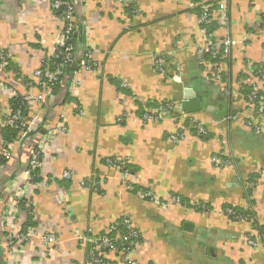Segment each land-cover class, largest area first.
<instances>
[{
    "label": "crops",
    "instance_id": "1",
    "mask_svg": "<svg viewBox=\"0 0 264 264\" xmlns=\"http://www.w3.org/2000/svg\"><path fill=\"white\" fill-rule=\"evenodd\" d=\"M76 1L73 56L79 59L89 47L97 69L64 75L39 123L45 132L64 127L46 146L42 175L68 171L74 180L26 189L34 203L36 235L51 233L58 244L49 248L32 239L11 259L0 245V264H90L77 237L100 235L121 219H128L139 235L132 255L137 264H264V244L258 241L252 248L246 240L254 223L264 227V122L249 110L239 86L244 66L264 68V0H227L228 26L206 30L246 38L220 61L229 95L197 61L205 36L197 10L191 9L195 0H130V6ZM60 27L50 0H0V51L9 62L6 72L0 70V127L12 97L26 92L22 83L33 80L41 61L53 55ZM155 58H163L165 73L154 68ZM185 89L207 96L204 110L188 115L202 120L208 135L189 134L175 145L169 136L177 131L176 121L143 123L142 115L165 102L179 103ZM37 112L29 107V116ZM37 136L16 147L0 168V216L8 193L24 183ZM110 158L130 164L136 187H124L107 169ZM94 175L107 177L100 194L79 185ZM138 188L150 189L159 202L141 198ZM170 194L206 204L210 211L173 206L167 201ZM228 206L249 211L253 218L232 221L221 213ZM1 228L0 220V243ZM106 260L126 264L116 256Z\"/></svg>",
    "mask_w": 264,
    "mask_h": 264
},
{
    "label": "built area",
    "instance_id": "2",
    "mask_svg": "<svg viewBox=\"0 0 264 264\" xmlns=\"http://www.w3.org/2000/svg\"><path fill=\"white\" fill-rule=\"evenodd\" d=\"M110 1L123 6H130L131 4L130 0ZM77 5L76 0H50L52 12H58L61 19L60 34L55 41L53 55L51 56V58L58 59L59 63L53 68H50L46 64L47 59L42 60L40 67L33 73L35 86H30L25 82L22 83V87L26 89V92L21 95L20 102L22 103L9 108V112L0 127V130L3 127L18 130L16 139L6 145H4L3 139L0 136V144L2 147L0 157L5 161L13 157L14 149L28 139L27 136L29 133L41 130L39 123L42 120V108L53 99V88L58 86L63 78V69L65 66L70 65L71 67V65L77 62L78 70L82 69L87 72H93L97 69V66L91 62L92 54L89 47L85 49L84 54L79 59H75L73 56L76 45L72 44V38L77 35L79 29L76 14ZM191 9L197 10V21L205 36L204 43L197 47V61L204 67L205 74L211 79L213 84L222 88V91L229 95L230 87L228 85L227 75L223 73L220 67V61L227 59L232 50L241 46L246 38L239 41L229 35L218 37L214 35V32H212L213 34H207V28L213 24L215 26L217 25L218 28H226L228 26L230 19L227 0H195L191 5ZM133 12L137 13L136 10H133ZM164 64L163 58H155L153 61L154 68L161 74L166 72ZM7 66L6 54L0 51V70L6 72L4 69ZM240 74L242 78L239 84V86L241 85L240 91H246L247 93L248 108L258 120L264 122V68L247 64L243 67ZM121 87L126 88L124 84H121ZM31 105H34L38 109L35 116H29V107ZM25 109L28 110L27 117L24 116ZM166 119L177 122V131L171 133L169 136L170 142L175 145L184 141L189 134H192L196 138H204L208 135L204 122L193 115L182 113L179 103H164L153 113L150 112L142 115L143 123H154ZM254 129L258 130L259 128L255 126ZM57 130H60L62 133L64 127L60 126L56 128L55 126L54 129L46 131L44 135L36 134L39 136H37L36 145L24 169V183L17 189L9 192L4 202L0 216L3 226L1 228L3 242L0 245L7 249V254L10 259L16 248L30 242L32 239L37 238L41 244L49 248L58 244L53 234L44 233L38 237L33 226L24 227L27 216L33 215L34 204L29 199V196L26 195V189L35 186L48 189L50 186L58 185L56 181L71 182L74 180L73 175L68 171L57 176H44L41 173V166L46 155V146L52 140ZM117 161L106 159L107 169L117 176V179L124 187L129 189L133 188V175L128 169L123 167L124 164H117ZM212 162L215 165L218 164V160L215 157L212 158ZM260 178L264 179V174ZM106 179V176L94 175L87 181H80L79 185L90 189L94 193L100 194L106 183ZM146 190L145 192H140L139 195L141 198L159 202V198H156L150 189ZM64 198L63 196L62 203L65 205ZM167 201L173 206L180 205L178 196L170 195ZM190 208L196 212L199 210V213H207L210 211V208L206 207V204L198 202H191ZM65 209H67V214L69 213L70 215V210L67 205H65ZM221 213L235 221H244L243 216L236 214L232 208L222 209ZM22 214L25 220L21 218ZM121 225L127 229L125 234L118 232V223H111L100 235L90 237L80 235L77 237L78 243L85 250L90 264H105L108 256L119 257L126 264H137L132 258V255L137 252L140 242L133 240L137 239L139 235L128 219H124ZM254 225L246 239L248 246L252 248L258 245V241L264 244V235H259V231L254 230ZM111 233H116L113 239L109 237ZM10 264H14L13 260L10 261Z\"/></svg>",
    "mask_w": 264,
    "mask_h": 264
},
{
    "label": "trees",
    "instance_id": "3",
    "mask_svg": "<svg viewBox=\"0 0 264 264\" xmlns=\"http://www.w3.org/2000/svg\"><path fill=\"white\" fill-rule=\"evenodd\" d=\"M58 18H60V14L58 13V12H55L54 13ZM215 25L213 24V25H211V26H209L208 28V30L207 31H213L214 29H215V27H214ZM76 36L75 37H73L72 38V44H75L76 45ZM47 63V66L48 67H50V68H53L56 64H58L59 63V60L58 59H55V58H49V59H47V61H46ZM7 68H5L4 70L6 71L8 68H9V62H8V60H7ZM71 70H70V65H66L65 66V68L63 69V73H64V75H68V74H71ZM26 84H28V85H30V86H35V83H34V81L33 80H25L24 81ZM121 86V85H120ZM122 88V87H121ZM57 91H58V86H56V87H54L53 88V94L54 95H56V93H57ZM243 93V95L246 97V95H247V93H246V91H243L242 92ZM21 95H14V97H12V99L10 100V108L13 106H17V105H20L22 102H20L21 101ZM166 104H169V103H171V102H165ZM26 115H28V110L27 109H25V111H24V116L25 117H27ZM17 135H18V130L16 129V130H14V129H10V128H8V127H3V128H1V130H0V136L2 137V139H3V142H4V145H6V144H8V143H11V142H13L15 139H16V137H17ZM109 160H111V161H115L116 159H114V158H110ZM6 161L4 160V159H2L1 157H0V166H2V165H4V163H5ZM106 164V163H105ZM117 164H124L123 165V167L124 168H126V169H128V171L133 175V173H134V171H132L131 170V168H130V164L128 163L127 164V162H125V161H122V160H118L117 161ZM57 182V184L58 185H61V184H63L64 183V181H56ZM133 187H136V186H133ZM139 189V191L140 192H145V191H147L146 189H142V188H138ZM171 196H178V195H176V194H170ZM179 197V200H180V205L181 206H183V207H186V208H190V206H191V203L190 202H188L187 200H185V199H183V198H181L180 196H178ZM145 200H149V199H145ZM206 207H208V205H206ZM209 208V207H208ZM226 208H232L233 209V211L236 213V214H240V215H242L243 216V220H249V219H252L253 218V214L252 213H250L249 211H243V210H241V209H237V208H233V207H224V208H222L223 210L224 209H226ZM197 212H199V210L197 211ZM229 219H231L232 221H235V220H233L232 218H229ZM124 219H121L119 222H118V227H117V230H118V232L119 233H123V234H125L126 233V231H127V229L125 228V227H123L122 225H121V222L123 221ZM32 226H34V224L32 223V217H31V215H28L27 216V218H26V222H25V224H24V227H32ZM254 230H257V231H259V235H264V227H259L258 225H254ZM102 234V233H101ZM115 234L116 233H111L110 235H109V237L111 238V239H113L114 237H115ZM133 241H138V242H140V240H139V236H138V238L137 239H135V240H133ZM119 243V242H118ZM105 262H107V260L105 261Z\"/></svg>",
    "mask_w": 264,
    "mask_h": 264
},
{
    "label": "water",
    "instance_id": "4",
    "mask_svg": "<svg viewBox=\"0 0 264 264\" xmlns=\"http://www.w3.org/2000/svg\"><path fill=\"white\" fill-rule=\"evenodd\" d=\"M70 70L76 72L78 70L77 62L71 65ZM207 98L206 95L196 94L191 89H185L183 91L182 100L179 102L180 110L184 114H198L204 110L203 99ZM37 133L44 135V130L38 132H31L27 138L35 136Z\"/></svg>",
    "mask_w": 264,
    "mask_h": 264
}]
</instances>
